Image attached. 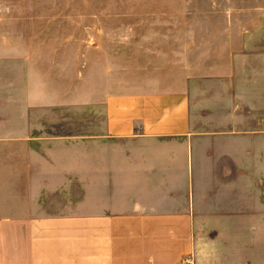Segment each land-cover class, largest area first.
Returning <instances> with one entry per match:
<instances>
[{
    "label": "rangeland",
    "instance_id": "374dc122",
    "mask_svg": "<svg viewBox=\"0 0 264 264\" xmlns=\"http://www.w3.org/2000/svg\"><path fill=\"white\" fill-rule=\"evenodd\" d=\"M178 110L196 133L264 130V0H0V218L80 209L79 143L94 157L111 118ZM191 224L206 242L244 226L238 213ZM65 245L47 264H65Z\"/></svg>",
    "mask_w": 264,
    "mask_h": 264
},
{
    "label": "crops",
    "instance_id": "0c3cea01",
    "mask_svg": "<svg viewBox=\"0 0 264 264\" xmlns=\"http://www.w3.org/2000/svg\"><path fill=\"white\" fill-rule=\"evenodd\" d=\"M177 113L152 124L135 114L120 124L111 118L112 139L93 142L94 157L80 142V209L0 218V264H47L61 244L70 248L58 252L77 264L78 243L85 264H264V130L196 133ZM236 213L244 226L213 230L209 242L189 229L194 217ZM146 220V234L123 233ZM155 223L168 228L155 232Z\"/></svg>",
    "mask_w": 264,
    "mask_h": 264
}]
</instances>
